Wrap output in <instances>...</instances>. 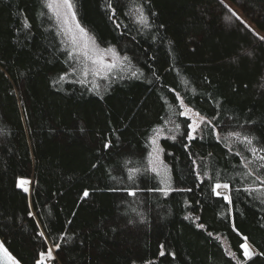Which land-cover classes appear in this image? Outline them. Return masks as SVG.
<instances>
[{"label":"trees","instance_id":"trees-1","mask_svg":"<svg viewBox=\"0 0 264 264\" xmlns=\"http://www.w3.org/2000/svg\"><path fill=\"white\" fill-rule=\"evenodd\" d=\"M73 3L97 44L127 56L131 71L96 84L61 80L72 64L44 0H0L1 243L20 264L50 247V264H243L247 236L257 254L246 264H264V203L236 191L251 181L234 153L253 157L229 135L264 147V0ZM176 93L217 125L219 141L207 127L187 140L186 119L172 115ZM161 128L168 195L150 191L162 187L154 173L128 178L147 166ZM209 177L232 185L231 206Z\"/></svg>","mask_w":264,"mask_h":264},{"label":"snow or ice","instance_id":"snow-or-ice-1","mask_svg":"<svg viewBox=\"0 0 264 264\" xmlns=\"http://www.w3.org/2000/svg\"><path fill=\"white\" fill-rule=\"evenodd\" d=\"M44 7L48 12L51 13L50 19L55 20L59 30L58 35H62L66 38L64 41H61V43L66 44L65 52L71 61L73 73L79 72L85 79H87L89 75L102 79H108L112 72L116 70H120L122 72L127 66L126 62L129 60L127 56L121 59L114 49H101L98 45H96L94 37H92L77 20V14L73 0H44ZM137 12L139 14L136 17V22L142 26H147L149 23L148 18L143 15L139 9H137ZM117 27H119V25H117ZM259 38L264 40V36ZM131 75L135 77L137 76V73L132 72ZM64 78L65 77H61V80ZM78 82L84 83L83 80ZM96 88H99V84L96 85ZM176 99L179 101L181 111L178 113L173 112L172 115H179L186 119L187 123L185 135L188 141L202 138L200 137V133L205 127L210 128L213 132H215L217 140H220V133L216 131V124H213L211 120L207 119L205 116H202L199 111H195L186 105L184 99L180 97L179 93H176ZM169 122L174 124V127L169 129V131L176 132L180 129L181 125L176 124L174 120L170 119ZM160 131L161 130H156V135L151 139V145L153 147L151 153H149L148 156L147 166L143 169H130V173L133 174H130L128 178L130 180H135L136 175L141 174L142 172L154 173L160 178V183L163 184L164 187L150 189V191H161L165 195H168V193L174 189H171L168 186V169L166 166H163V162L160 158V154L163 151L158 145ZM229 135L235 137L236 140L245 145L247 152H249L253 157L252 160H249L247 156L242 155V153L239 151L234 153L236 156L241 158L242 167L244 169V171L242 173H238V175H241L245 180L251 181L247 187L243 188L242 190L238 188L236 191L238 193L243 191L249 196H252L253 194H259L261 202L264 203V147H256L252 137L242 135L240 132H231ZM171 139L175 140L176 136L173 135ZM110 146V144L105 145L106 148ZM229 151H231V148H229ZM193 164H195L194 161ZM162 168L163 170H161ZM196 175L200 177L201 183H203L204 180L201 176V173L197 171ZM204 175L207 176V173H204ZM209 181L211 182L212 193H214L217 197H221L222 200L227 203V205L231 206L233 204V199L230 194L232 185L228 182H220L219 180H215L214 177H209ZM25 183H27V181H20L21 186H23ZM221 189L224 191H220ZM24 190L27 191L28 189L25 188ZM179 190L191 191V189ZM129 195L135 196L136 192L130 191ZM83 196L88 197L89 193L84 191ZM197 227L203 229L204 225L198 224ZM233 228H235L234 224ZM39 235L44 236V233L40 232ZM208 235L211 236L212 233H208ZM217 239H219V237H217ZM242 239L243 243H241L239 247L242 249V254L244 257L243 264H246L247 261L253 259L256 253L252 250L250 244L248 243V237L243 236ZM55 246L57 249L60 247L59 244H56ZM0 247H2V245H0ZM161 255H164V253L161 252ZM230 255H233L234 259L236 258L234 254L230 253ZM260 255H264V253H260ZM52 256V250L49 248L46 252H41L39 254V259H37L36 264H46L45 258H52ZM4 257L9 262V264H20V262L10 253H8L6 249H4Z\"/></svg>","mask_w":264,"mask_h":264},{"label":"rangeland","instance_id":"rangeland-1","mask_svg":"<svg viewBox=\"0 0 264 264\" xmlns=\"http://www.w3.org/2000/svg\"><path fill=\"white\" fill-rule=\"evenodd\" d=\"M227 1V0H226ZM228 3V5L241 17V18H243L245 21H247L248 22V20H246V18L243 16V14H242V12L237 8V7H235V6H233L230 2H227ZM77 20H78V18H77ZM79 21V20H78ZM56 23V22H55ZM80 23V22H79ZM250 24V23H249ZM82 26V25H81ZM252 26V25H251ZM56 27H57V25H56ZM253 27V26H252ZM57 30H58V27H57ZM59 31V30H58ZM262 36H264V34H261ZM61 36V39H62V41H64L66 38L64 37V36H62V35H60ZM95 43H96V45H98L97 44V42L95 41ZM64 45L66 46V44L64 43ZM99 46V45H98ZM99 48H101V49H108V48H102L101 46H99ZM113 49V48H112ZM115 50V49H114ZM115 52L119 55V53L115 50ZM119 57L122 59L123 57L121 56V55H119ZM126 64H127V66L123 69V73H126L127 71H131V68H130V66H129V64L126 62ZM119 72H121L120 70H116V71H114V72H112L111 73V75L109 76V78L108 79H111V78H113V77H115V76H117V74L119 73ZM103 75V74H102ZM66 79H72V80H83L84 82H86V83H92V84H96L97 83V81H98V79L100 80V79H102V78H99V77H96V76H92V75H89L88 77H87V79H85L79 72H76V73H73V71H72V68L70 69V71H69V73H67V75H66V77H65ZM158 130H161L160 131V135H159V137H158V145H159V147L161 148V143H160V141H161V139L162 138H164V137H167V136H169V133L164 129V128H161V129H158ZM156 135V132H155V134L152 136V138L154 137ZM151 138V139H152ZM150 144H151V142H150ZM152 145H151V150H150V153H151V151H152ZM162 149V148H161ZM160 158H161V160H162V162H163V166H166L167 167V169H168V173H167V175H168V177H169V187L172 189V177H171V172H170V169H169V167H168V165H166L165 163H164V160H163V155H162V152H161V154H160ZM161 170H163V168L161 169ZM158 179H159V181H160V178L158 177ZM25 181V180H24ZM27 181V180H26ZM20 183V182H19ZM31 186H32V182H31V180H28L27 181V183H25L22 187H24V188H27L28 190V192H30V190H31ZM161 186L162 187H164V185L163 184H161ZM220 191H222V189L220 190ZM224 191V190H223ZM249 243V242H248ZM250 244V243H249ZM251 246V245H250ZM51 248V250H52V253H53V256H52V258H48V257H46L45 259H46V264H50L51 263V261H52V259H54V257H55V250H54V248L53 247H50ZM251 248H252V250L257 254V251L251 246ZM256 256V255H255Z\"/></svg>","mask_w":264,"mask_h":264},{"label":"water","instance_id":"water-1","mask_svg":"<svg viewBox=\"0 0 264 264\" xmlns=\"http://www.w3.org/2000/svg\"><path fill=\"white\" fill-rule=\"evenodd\" d=\"M0 245H2V247H0V264H9V262L4 257V249H6V248L1 243V241H0ZM7 252L10 253L8 250H7Z\"/></svg>","mask_w":264,"mask_h":264},{"label":"bare ground","instance_id":"bare-ground-1","mask_svg":"<svg viewBox=\"0 0 264 264\" xmlns=\"http://www.w3.org/2000/svg\"><path fill=\"white\" fill-rule=\"evenodd\" d=\"M222 191H223V189H222Z\"/></svg>","mask_w":264,"mask_h":264}]
</instances>
